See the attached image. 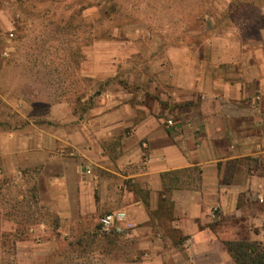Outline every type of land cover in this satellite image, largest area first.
I'll return each mask as SVG.
<instances>
[{"label":"crops","instance_id":"crops-1","mask_svg":"<svg viewBox=\"0 0 264 264\" xmlns=\"http://www.w3.org/2000/svg\"><path fill=\"white\" fill-rule=\"evenodd\" d=\"M10 13L0 9V31L12 36ZM134 45V53L144 54L141 43ZM119 46L113 39L94 42L101 60H84L88 76H114L126 48ZM158 48L152 43L148 53ZM162 51L161 59L151 60L149 88L132 93L105 86L82 119L69 113L66 128L0 132V184L34 170L38 195L53 199L60 227L74 231L86 217L123 212L132 239L152 233L159 224L154 215L166 205L175 213L168 228L209 256L217 245L228 255L222 242L229 240L205 226L216 210L244 216L255 228L264 220V49L218 39L167 44ZM148 243L175 242L157 236ZM175 250L153 259L180 255Z\"/></svg>","mask_w":264,"mask_h":264},{"label":"rangeland","instance_id":"rangeland-1","mask_svg":"<svg viewBox=\"0 0 264 264\" xmlns=\"http://www.w3.org/2000/svg\"><path fill=\"white\" fill-rule=\"evenodd\" d=\"M110 1L117 2V13L100 17ZM245 1L251 0H24L14 5L0 0V9L11 12L14 27L12 36L0 31V132L26 125L66 128L69 113L82 119L105 86L117 84L132 93L138 87L149 88L151 60L161 59L167 44L193 46L219 39L264 49V0ZM80 8L85 9L83 18L94 22L95 33L104 36L93 43L113 39L126 45L123 64L114 76H88L89 67L81 66L84 60L100 57L93 43L84 44L88 28L73 16ZM76 34L80 63L72 58ZM140 43L144 54L133 52L134 44ZM152 43L159 48L149 54ZM34 172L26 169L0 184V264H235L221 245L209 256L186 242L180 230L168 228L167 220L175 213L169 215L166 205L154 215L158 227L137 239L128 237L131 231L122 235L104 231L99 224L104 212L86 217L74 231L60 227L53 199L38 195ZM208 225L215 227L218 240L261 241L264 236L260 232L264 220L255 228L244 216H222L220 210ZM157 236L171 237L175 243H148ZM172 246L180 255L153 259Z\"/></svg>","mask_w":264,"mask_h":264},{"label":"trees","instance_id":"trees-1","mask_svg":"<svg viewBox=\"0 0 264 264\" xmlns=\"http://www.w3.org/2000/svg\"><path fill=\"white\" fill-rule=\"evenodd\" d=\"M244 4V1H239ZM246 4H254V1H245ZM245 4V5H246ZM257 4V3H256ZM85 9H78L75 13H73V16H76L80 19L81 24L85 26V28H88V30L85 32V46L91 45L94 40H97L99 38H102L104 36L99 35L95 33L94 31V22H88L83 18V11ZM118 11L117 2L116 1H110L108 8H103L99 13L100 17H109L111 13L116 14ZM112 15V14H111ZM116 16V15H115ZM96 20H100L99 18ZM70 27V25H69ZM76 25H73L72 28H76ZM80 36L78 34L74 35L73 43L75 46V51L73 52V60L74 63H80L78 56L80 54V48L78 47V38ZM100 93L98 91L95 92V95H99ZM235 170V164L230 165L226 169V173H228V176H231ZM227 176V174H226ZM224 183L229 184L230 180L227 178H224ZM222 245L230 258L233 260L235 264H264V242L261 241H253L249 240L247 238H240L236 240H229V241H223Z\"/></svg>","mask_w":264,"mask_h":264},{"label":"built area","instance_id":"built-area-1","mask_svg":"<svg viewBox=\"0 0 264 264\" xmlns=\"http://www.w3.org/2000/svg\"><path fill=\"white\" fill-rule=\"evenodd\" d=\"M166 126H171L170 122H166ZM101 228L106 232L116 235H122L132 229V224L128 221L126 214L123 212H110L104 214L99 219Z\"/></svg>","mask_w":264,"mask_h":264}]
</instances>
